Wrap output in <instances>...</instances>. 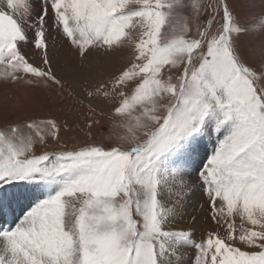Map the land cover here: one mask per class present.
I'll list each match as a JSON object with an SVG mask.
<instances>
[{
	"label": "snow or ice",
	"instance_id": "6c2138e0",
	"mask_svg": "<svg viewBox=\"0 0 264 264\" xmlns=\"http://www.w3.org/2000/svg\"><path fill=\"white\" fill-rule=\"evenodd\" d=\"M256 7L0 0V82L66 93L87 129L70 147L67 118L0 126V264H185L189 250V264H264V0ZM53 32L82 71L58 75ZM105 119L112 143L94 138ZM192 175L216 226L202 233L181 226Z\"/></svg>",
	"mask_w": 264,
	"mask_h": 264
},
{
	"label": "rangeland",
	"instance_id": "374dc122",
	"mask_svg": "<svg viewBox=\"0 0 264 264\" xmlns=\"http://www.w3.org/2000/svg\"><path fill=\"white\" fill-rule=\"evenodd\" d=\"M256 10H259L260 0H254ZM55 39L50 40V56L57 69L58 75L65 76L67 72L82 71V66L75 50L69 45L66 40H63L52 33ZM28 54L33 56L37 62L40 60L39 50H33L32 47L28 49ZM121 64H120V63ZM124 60L118 56H113L110 60L109 71L115 72L119 69ZM79 90V89H77ZM45 97L48 99L45 100ZM43 102L44 107L36 108L35 106ZM72 107L71 98L60 97L57 92H51L42 87L27 86L20 84H4L0 82V126L9 120H20L29 115H39L41 117H56L59 120L67 118L70 122V127L62 132L63 138L68 141L70 147L76 146V142L83 140L87 129L83 123L84 115L80 116L77 121L67 109ZM110 131V122L105 119L104 127L102 129H93L94 138L99 140L103 136L105 143H112L108 140ZM113 130V132H117ZM213 142L208 143L209 153H211ZM192 187L194 189L191 197L188 200L186 215L184 216L181 226L184 228H193L197 233H202L206 229L212 230L216 226L209 217V202L203 191L201 190L198 178L195 175L189 177ZM10 215V214H9ZM195 216V222L191 217ZM239 223V220H237ZM192 252L189 250L185 264H189Z\"/></svg>",
	"mask_w": 264,
	"mask_h": 264
},
{
	"label": "bare ground",
	"instance_id": "6f19581e",
	"mask_svg": "<svg viewBox=\"0 0 264 264\" xmlns=\"http://www.w3.org/2000/svg\"><path fill=\"white\" fill-rule=\"evenodd\" d=\"M121 59V58H120ZM122 60V59H121ZM120 63V62H119ZM121 64V63H120Z\"/></svg>",
	"mask_w": 264,
	"mask_h": 264
}]
</instances>
